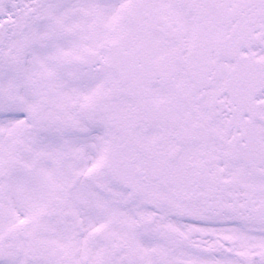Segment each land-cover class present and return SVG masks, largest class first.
I'll use <instances>...</instances> for the list:
<instances>
[{"label":"snow or ice","instance_id":"obj_1","mask_svg":"<svg viewBox=\"0 0 264 264\" xmlns=\"http://www.w3.org/2000/svg\"><path fill=\"white\" fill-rule=\"evenodd\" d=\"M0 264H264V0H0Z\"/></svg>","mask_w":264,"mask_h":264}]
</instances>
